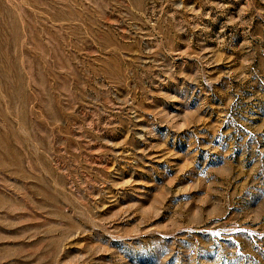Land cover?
Here are the masks:
<instances>
[{
    "label": "rangeland",
    "instance_id": "obj_1",
    "mask_svg": "<svg viewBox=\"0 0 264 264\" xmlns=\"http://www.w3.org/2000/svg\"><path fill=\"white\" fill-rule=\"evenodd\" d=\"M0 264H264V0H0Z\"/></svg>",
    "mask_w": 264,
    "mask_h": 264
}]
</instances>
